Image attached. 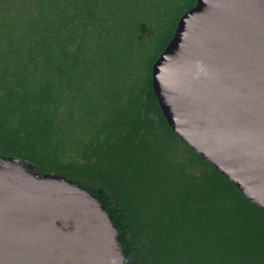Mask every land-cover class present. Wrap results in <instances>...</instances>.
I'll return each instance as SVG.
<instances>
[{
    "label": "trees",
    "instance_id": "trees-1",
    "mask_svg": "<svg viewBox=\"0 0 264 264\" xmlns=\"http://www.w3.org/2000/svg\"><path fill=\"white\" fill-rule=\"evenodd\" d=\"M166 3L134 49L93 0H0V158L86 188L124 264H264V208L172 132L153 93L152 65L196 0Z\"/></svg>",
    "mask_w": 264,
    "mask_h": 264
},
{
    "label": "water",
    "instance_id": "water-1",
    "mask_svg": "<svg viewBox=\"0 0 264 264\" xmlns=\"http://www.w3.org/2000/svg\"><path fill=\"white\" fill-rule=\"evenodd\" d=\"M167 125L264 208V0H196L151 68ZM0 264H124L121 238L86 188L0 158Z\"/></svg>",
    "mask_w": 264,
    "mask_h": 264
},
{
    "label": "rangeland",
    "instance_id": "rangeland-1",
    "mask_svg": "<svg viewBox=\"0 0 264 264\" xmlns=\"http://www.w3.org/2000/svg\"><path fill=\"white\" fill-rule=\"evenodd\" d=\"M152 1V3H151ZM98 4V9L102 7L113 9L114 14L120 17L116 23L119 22L117 28H121L118 33V39L129 41L133 45L134 49H137L138 40L145 39L147 36V30L153 27V19H157L158 14L167 5L166 0H148L146 3L144 0H93ZM170 3L166 6V11L169 9ZM160 10V12H158ZM122 33V34H121ZM136 33V34H135ZM121 38V39H120ZM142 43V42H140ZM115 78V79H114ZM124 77L118 74L113 76V90L119 91L120 86L123 84L122 79Z\"/></svg>",
    "mask_w": 264,
    "mask_h": 264
}]
</instances>
